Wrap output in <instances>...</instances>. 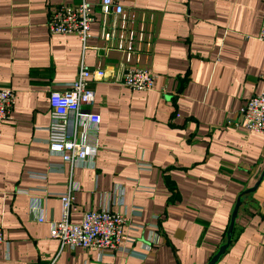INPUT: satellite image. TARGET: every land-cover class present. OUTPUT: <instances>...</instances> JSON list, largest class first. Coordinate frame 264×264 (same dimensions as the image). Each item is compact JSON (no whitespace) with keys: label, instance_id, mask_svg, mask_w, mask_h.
<instances>
[{"label":"crops","instance_id":"0c3cea01","mask_svg":"<svg viewBox=\"0 0 264 264\" xmlns=\"http://www.w3.org/2000/svg\"><path fill=\"white\" fill-rule=\"evenodd\" d=\"M78 1L0 0V86L15 90L12 117L0 121V264H205L264 166V133L238 124L246 99L264 92V0H116L145 11L151 43L139 63L154 75L149 90L115 81L122 53L93 47L98 6L87 47L75 33L48 31L51 6ZM81 63L105 70L85 106L99 115L97 150L70 163L48 150V94L67 88ZM69 189L70 221L101 207L125 214L119 247L50 236ZM243 193L214 264H264V174Z\"/></svg>","mask_w":264,"mask_h":264},{"label":"built area","instance_id":"2783aa9c","mask_svg":"<svg viewBox=\"0 0 264 264\" xmlns=\"http://www.w3.org/2000/svg\"><path fill=\"white\" fill-rule=\"evenodd\" d=\"M100 13L98 37L100 45H95L98 55L105 56L111 50L122 53L123 59L117 65L115 81H120L131 89L149 90L154 83V75L139 63L143 51L151 43L150 32L144 25L145 11L133 6H125L116 0H79L76 3L56 4L50 8L47 28L50 33H75L84 47L91 36L90 25L95 20V8ZM258 38L264 41V13ZM105 70L100 63L92 68L81 63L76 77L64 89L49 91L50 122L47 125V146L50 153H56L70 163L83 162L96 154L97 143L93 139L98 129L99 115L85 106L94 104L95 91L91 80L102 79ZM15 102V90L0 86V121L11 119ZM240 124L245 131L264 133V92L249 96L239 109ZM146 167L147 163H141ZM76 185H73L75 187ZM72 188V187H71ZM70 188V189H71ZM61 196V216L52 221L50 236L57 238L61 246H82L91 249H114L123 239L126 216L113 212L109 207L85 210L78 221H70L69 213L74 208L71 190ZM41 199L32 197L30 207L41 215ZM5 241L0 224V245Z\"/></svg>","mask_w":264,"mask_h":264},{"label":"water","instance_id":"95a60500","mask_svg":"<svg viewBox=\"0 0 264 264\" xmlns=\"http://www.w3.org/2000/svg\"><path fill=\"white\" fill-rule=\"evenodd\" d=\"M263 174H264V166H263V169L260 172L259 179L255 183V185L253 187H249V188L245 189L243 192L251 191L256 186V184H258V182H259L260 178L263 176ZM242 193H240L237 196V199H236V202H235V205H234V208H233V211L231 213V217H230V220H229V223H228V226H227L225 240L219 245L217 251L211 256V258L205 264H214L218 260L220 255L224 252V250L226 249L228 244L230 243L232 232H233V228H234L235 217H236V214H237L238 206H239V204L241 202Z\"/></svg>","mask_w":264,"mask_h":264},{"label":"trees","instance_id":"16d2710c","mask_svg":"<svg viewBox=\"0 0 264 264\" xmlns=\"http://www.w3.org/2000/svg\"><path fill=\"white\" fill-rule=\"evenodd\" d=\"M245 195V193H242V196Z\"/></svg>","mask_w":264,"mask_h":264}]
</instances>
